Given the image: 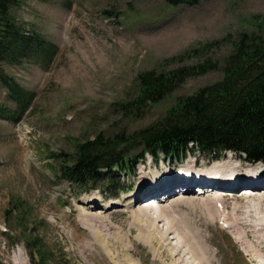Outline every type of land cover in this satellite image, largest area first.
I'll list each match as a JSON object with an SVG mask.
<instances>
[{
	"label": "rangeland",
	"instance_id": "374dc122",
	"mask_svg": "<svg viewBox=\"0 0 264 264\" xmlns=\"http://www.w3.org/2000/svg\"><path fill=\"white\" fill-rule=\"evenodd\" d=\"M256 14L264 17V0H200L175 6L168 0H20L13 9L16 20L53 41L58 51L52 61L42 64H4L9 75L32 91V98L30 108L17 120L0 116V264H33L24 245H9L17 239L16 232H1L13 226L5 211L18 196L49 223L44 230L59 264H250L240 247L257 264H264V181L250 187L248 190H254L250 194L239 187L229 193L170 190L145 204L148 217H140L144 224L131 217L132 209L143 207V201L135 202L147 197L125 205L130 201L125 195L138 188L139 170L153 178L157 171L171 169L181 176L183 167L188 171L215 167L210 165L215 160L205 153L191 149L181 159L144 155L132 172L120 176L124 191L118 195L125 204L115 210L92 208L107 216L94 222L96 230L77 220L80 209L88 212L83 201L93 192L75 196L78 188L55 178V169L45 166L56 161L57 156L52 161L48 158L49 152L68 154L76 139L98 131L111 135L146 126L163 115L175 97L190 95L221 78L223 59L230 49L227 43H215L200 52L199 59H216L217 69L187 78L169 98L145 106L140 116L120 108L121 102L136 95L138 72L193 63L197 57L191 51L227 34L235 38L240 31L252 29ZM0 105H12L1 85ZM138 150L134 148V152ZM217 160V165L228 162L229 168L236 166L244 177L256 164L264 168L260 161H243L235 151H227ZM172 194L175 198L188 196L193 205L170 203ZM217 194L224 197L228 221L233 223L229 226L232 236L216 221ZM93 195L111 200L108 192ZM208 201L215 210L212 219L203 209ZM159 204L166 208L158 214L153 209ZM98 229L105 242L107 239L109 251L97 242Z\"/></svg>",
	"mask_w": 264,
	"mask_h": 264
},
{
	"label": "trees",
	"instance_id": "16d2710c",
	"mask_svg": "<svg viewBox=\"0 0 264 264\" xmlns=\"http://www.w3.org/2000/svg\"><path fill=\"white\" fill-rule=\"evenodd\" d=\"M200 0H168L171 6L194 4ZM17 0H0V81L7 86L17 111L25 110L30 92L21 89L4 71L1 63L49 59L55 45L34 31L25 30L10 12ZM253 28L240 31L235 38L227 34L221 40L202 44L191 51L197 60L172 67L143 70L137 73L136 95L120 103L123 112L140 116L145 106L169 98L171 92L187 78L217 69L216 59L201 57L204 48L217 43L230 47L223 59L222 76L199 87L190 95L175 97L163 115L129 133L111 135L98 131L94 136L76 139L74 153L62 157L61 173L81 184L104 178L99 169L112 167L123 171L134 168L144 153L154 157H181L191 148L219 156L223 150L243 152L248 161H264V17L253 15ZM14 46H8V43ZM4 115L12 117L11 112ZM191 143V146H190ZM139 150L134 152V148ZM73 158L71 164L69 159ZM12 232L28 248L33 264H58L55 252L40 233L42 223L29 216L21 201L9 211ZM59 261V260H58Z\"/></svg>",
	"mask_w": 264,
	"mask_h": 264
},
{
	"label": "bare ground",
	"instance_id": "6f19581e",
	"mask_svg": "<svg viewBox=\"0 0 264 264\" xmlns=\"http://www.w3.org/2000/svg\"><path fill=\"white\" fill-rule=\"evenodd\" d=\"M229 161H230V159L228 160V162ZM228 162L225 163V165L223 163L218 164V165L215 164L214 165L215 167L208 168L207 170H200V171H188V170H184L185 167H183V170L179 172V174L181 176H179L178 174H174L173 171H171V169H169V171H167V170L157 171V169H156L157 172H155L153 178H150L147 174L143 173V170H139V174H140L139 179L140 180L138 182L139 183L138 188H140V189L138 191H135V190L130 191V193L125 195V197H126L125 200L130 199V201L128 200L127 204H125L124 201L121 200L122 198L121 199H114L113 201L110 202V204H109V202L106 203L104 205V209H112V210L114 209L115 210V208H118L117 206H119L121 204H125L127 206H130V203H133V201L135 200V196H137V195L139 196V193L149 191L151 189H156V188H158L162 192H167V191L172 190L173 187L177 184L183 183V184H186V186H188V184L190 183V181H192V179H197V180L202 179V180H205L207 182L215 183L216 185H220V184L222 185V184H224V181H227L226 186L232 185L233 187H234V184L239 183L240 181H248L249 183L252 184L251 186H253V185L256 186V184H258V183L260 184L262 181H264V168H261V165L256 164L254 167L248 168L247 171H245L247 176L244 177V175H242V173H241V172H243L242 170L240 171V169L236 168V166H234V168H229L230 165L228 164ZM193 164H195V163H193ZM143 168H145V167H143ZM178 176L180 177L179 179H178ZM248 189H250V188H248ZM248 189H245V190L249 194L252 193V191H254V190H248ZM220 190H222V193L229 191V189H224V188H220ZM194 191H195V193L197 191L198 192L200 191L199 193L204 194L203 188H196ZM186 192L187 191H184L183 193L186 194ZM174 193H176V192H174ZM138 196H137V198H138ZM172 196H173V194H172ZM172 196H170V198H169L170 203L182 202L183 204L187 203L188 205H193V199L187 198L188 196L186 197L185 195H182L179 198L178 197L175 198L174 196H173L174 197L173 198ZM167 199H168V197H167ZM151 201L152 200H143V207L142 206L138 207L137 208L138 210L132 209L131 210V217H134V219L133 218L132 219L137 220L138 222H140V224L143 223L140 220V217L141 216L143 217L144 214H145V216L148 217V207H145V204H147V203L151 204V203H149ZM89 202H91V203H89ZM87 203L89 204L87 207H95L96 197L95 198L92 197V198L87 199ZM135 203H137V202H135ZM204 203H203V205H204ZM224 206L226 208L225 201H224ZM164 208H166L165 204L164 205L159 204L153 210H155L154 212H157L159 214L160 211L163 210ZM203 209H204L205 216H208L212 219L213 216L215 215V210H214L213 205L211 204L210 201H208V203L205 204V208H203ZM89 210H91V209H89ZM89 210H87L88 212H85L84 210L80 209V212L78 211L79 213H78L77 219L80 222V224H82L83 226L88 228L91 225L96 230V228H98V227L95 226L96 224L94 222L100 221V220L103 221L104 218L107 216L104 214V212L103 213H96V212H91ZM217 213H218V215H220V212L218 210H217ZM143 218H145V217H143ZM226 222H227V220H226ZM101 225H104V224H101ZM231 225H233V223L232 222L230 223V220H229V226H231ZM91 226H90V228H91ZM106 226H107V224H106ZM229 229H230V227H229ZM91 230H92V228H91ZM139 231H140V229H139ZM102 234H101V231L98 229L97 231H95V238H96L97 242L99 241L100 245L103 248H106L109 251L110 249L107 247L108 246L107 239L105 242ZM115 240H116V238H115ZM237 241H238V239H237Z\"/></svg>",
	"mask_w": 264,
	"mask_h": 264
}]
</instances>
